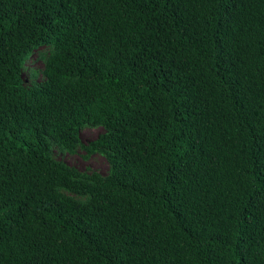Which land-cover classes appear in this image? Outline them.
Instances as JSON below:
<instances>
[{
    "label": "trees",
    "instance_id": "16d2710c",
    "mask_svg": "<svg viewBox=\"0 0 264 264\" xmlns=\"http://www.w3.org/2000/svg\"><path fill=\"white\" fill-rule=\"evenodd\" d=\"M0 264H264V0H0Z\"/></svg>",
    "mask_w": 264,
    "mask_h": 264
},
{
    "label": "rangeland",
    "instance_id": "374dc122",
    "mask_svg": "<svg viewBox=\"0 0 264 264\" xmlns=\"http://www.w3.org/2000/svg\"><path fill=\"white\" fill-rule=\"evenodd\" d=\"M29 65L36 68L43 65V63L32 57ZM24 76L27 77V71H25ZM105 131L106 128L102 125L84 126L80 133L82 143L89 144ZM53 154L58 160L64 161L66 164L74 166L81 171H98L103 175H107L110 171V163L103 153L94 152L88 155L86 149L81 145L78 146L75 152H68L60 149L57 145H53Z\"/></svg>",
    "mask_w": 264,
    "mask_h": 264
}]
</instances>
